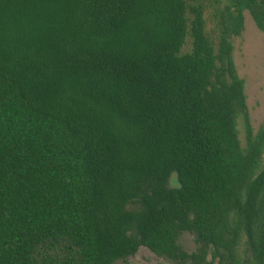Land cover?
Wrapping results in <instances>:
<instances>
[{"label":"trees","instance_id":"trees-1","mask_svg":"<svg viewBox=\"0 0 264 264\" xmlns=\"http://www.w3.org/2000/svg\"><path fill=\"white\" fill-rule=\"evenodd\" d=\"M245 12L264 33V0H0V264L141 247L264 264V127L233 59Z\"/></svg>","mask_w":264,"mask_h":264},{"label":"rangeland","instance_id":"rangeland-1","mask_svg":"<svg viewBox=\"0 0 264 264\" xmlns=\"http://www.w3.org/2000/svg\"><path fill=\"white\" fill-rule=\"evenodd\" d=\"M245 30L243 34L233 41V59L238 75L245 81V94L247 97L248 115L253 132L256 134L264 127V33L255 25L248 12L244 13ZM239 139L242 146L246 144L243 120H238ZM172 187H178L176 176L170 180ZM180 245L192 252L196 246L194 237L183 234ZM117 264H171L158 257L147 248L141 247L136 255L127 261Z\"/></svg>","mask_w":264,"mask_h":264}]
</instances>
